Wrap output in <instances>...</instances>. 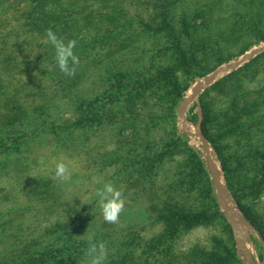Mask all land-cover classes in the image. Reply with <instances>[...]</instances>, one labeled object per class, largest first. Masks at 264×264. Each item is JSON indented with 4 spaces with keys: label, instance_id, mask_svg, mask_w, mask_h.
<instances>
[{
    "label": "rangeland",
    "instance_id": "374dc122",
    "mask_svg": "<svg viewBox=\"0 0 264 264\" xmlns=\"http://www.w3.org/2000/svg\"><path fill=\"white\" fill-rule=\"evenodd\" d=\"M149 5L122 8L127 16L117 22L121 31L113 30L109 38L113 18L85 20L92 8L78 13L73 31L74 25L63 22L59 29H31L28 13L34 0H0V258H7L0 264H16L38 242L48 245L49 234L66 236L67 230L76 243L55 264H110L118 257H129L131 264H248L237 237L254 263L264 264V240L244 214L264 226V187L252 190L246 183L251 165L236 162L246 153L247 138L264 141V114L261 110L251 120L260 122L259 130L247 125V135L223 138L220 109L230 104L231 94L222 95L215 86L239 70L245 93L257 91L246 99H259L258 111L264 108V50L200 91L213 109L201 130L223 145L229 183L243 211L209 142L211 157L232 212L247 226L243 234L236 226L235 232L215 186L209 191L213 176L206 171L205 148L193 121L196 82L264 44V0ZM164 23L171 28L157 34L143 30ZM168 30L177 33L186 63L172 48ZM117 70L153 79L163 72L171 75L129 103L139 112L136 117L124 113L131 81H121V94ZM172 76L177 87L170 83ZM83 102L85 113L91 103L100 111L95 123L84 121L79 127L74 122L85 118ZM236 140L241 143L235 145ZM167 210L215 217L195 225H166L161 214ZM57 223L62 228L51 233Z\"/></svg>",
    "mask_w": 264,
    "mask_h": 264
},
{
    "label": "trees",
    "instance_id": "16d2710c",
    "mask_svg": "<svg viewBox=\"0 0 264 264\" xmlns=\"http://www.w3.org/2000/svg\"><path fill=\"white\" fill-rule=\"evenodd\" d=\"M35 1V7L34 10H31L28 13V19L31 25V29L34 28H41L45 26L52 25V27H58L57 24L60 22H63L64 26H69L70 24L72 25L71 27L74 28H69L70 31H73L75 28L76 23L78 22V13H82L84 8H92L89 12H85L86 15H84L85 20H93L95 17H111L113 18V26L108 28V34L107 37L110 36L113 33V30H118L121 31L119 27L122 25L117 24V22L120 21V18L125 17L126 14H122L121 12L123 11L122 8H130L131 6H138V8H143V7H148L151 6L152 8H158V2L160 0H154L152 1H144V0H98L94 2H91V0H34ZM149 3V4H148ZM130 5V7L128 6ZM97 8V9H93ZM79 10V11H77ZM161 14L163 12H160ZM160 13L157 11L156 14ZM166 15V14H165ZM127 16V15H126ZM73 23V24H72ZM127 25V24H123ZM145 26V25H144ZM171 28L169 25H166L164 23L163 28H159L156 24L154 26H151L149 24L146 25V27L143 28V30H153L154 33H159L162 31V29H169ZM30 29V30H31ZM59 29V27H58ZM61 29V28H60ZM167 32V31H166ZM167 34L169 35V38L172 39L171 46L179 55L180 59L186 63V54L185 50L183 48V45L177 36V33L168 30ZM260 55H264V51L261 52ZM162 70V68H160ZM118 72L114 76L116 78V84H118V89L120 90L121 94L123 92V84L121 81L126 82L127 78L131 81L128 84L129 91L126 93V99L128 100V107L124 108V113L125 110L129 111L130 115L133 116H139V112H134V109L132 110L130 106V102L132 103L133 101L139 99L141 96L140 92H145L151 90V84L155 82H161L162 78L169 77L171 74L170 73H164L163 76L160 74L153 77L151 74H146L143 75H138L137 77H134L131 72L129 71H123V70H117ZM160 72V70H159ZM240 71L235 70L231 73H229L227 76L223 77L220 79L218 82L215 83V86L219 87V92L222 95L226 94H231L230 97V106H223L220 111L223 116V120L221 122V125L223 127V133L225 134V137H228L231 139L234 136L237 135H247L248 131L246 130V126H251L254 127L255 131L260 129V122L258 120H252V117L256 114L263 112L264 114V108H261L258 111V106L261 105L262 102H260L259 99L251 97L250 100L248 101L246 99L247 95L251 96V92H257L256 90L251 91L248 90L245 93L244 90V85L239 84L238 81L240 80ZM170 83L173 86L177 87V81L173 78V76L170 78ZM176 97L181 98L182 97V92H177ZM245 98V99H244ZM201 99V105H202V124L201 126L206 128L207 126V121L211 117L213 113V109L211 110L210 108L207 107V104L205 102V99H203V96H200ZM84 102L81 105V109L83 114H85V118H79L78 121L74 122L75 126H83L84 121H89L91 123H95L99 117V111L100 109L95 106L94 103H91L90 106L88 105L87 107L89 108L90 111L86 110L87 112L85 113L84 109L86 106H84ZM197 107V103H195ZM134 107V106H132ZM99 109V110H98ZM123 114V113H122ZM121 114V115H122ZM242 116H245L246 118L241 119ZM153 119H155V116L152 115ZM246 122H245V121ZM193 121L197 123L198 121V113L196 112L193 117ZM208 141L214 146V148L217 150L218 154H220V159H222V164L223 168L226 174L227 178V183L229 186V189L232 193V196L238 206L241 208L243 211V206L241 205V201L239 196L236 194L235 189L231 184L229 183V176H228V168L221 156L222 148L223 145L221 142L216 139V136H213L209 134L208 132H204ZM227 138V139H228ZM242 141V140H241ZM241 142L240 140H236L235 145H239ZM3 144V143H2ZM3 146V145H2ZM244 149H246V153L242 157L236 158V162L241 165V166H246L247 163L251 165L250 167V175L249 182H246L247 184L250 185L252 190H258L260 188L264 187V141L260 140L259 138L257 139H251L247 138L246 139V145L244 146ZM144 159L148 160L149 157H145ZM153 161V160H152ZM155 161V160H154ZM148 169V168H147ZM207 172H211L209 167L206 169ZM205 171V172H206ZM248 181V180H246ZM215 186L214 180H211L209 184V191L212 192V187ZM247 189V186H245ZM245 216L248 218V220L256 227L257 231L261 235L262 239L264 240V226H260L254 218H251L245 211H244ZM215 215H206V214H196L193 216H189L187 214H183L179 211L175 210H167L161 214V218L164 221L166 225H174L177 222L181 223H186L190 225H195L201 222H206L214 219ZM264 222V221H263ZM63 225L60 223H57L54 225V231L51 233H55L57 230H60ZM60 227V229H59ZM67 229L70 227L68 224H66ZM62 234V233H61ZM59 236H53L49 234V238L51 239V242L48 243V245H42L40 244L41 242H38L33 248V251L29 252H24L20 254V259L16 264H55L58 260L64 257H68L70 255V248L73 247L76 243V236L72 234V232L68 231L66 232V236L63 234ZM91 237V236H89ZM63 241V243H66L68 246L64 245L63 247L59 242ZM85 243V242H84ZM43 248V251L41 250ZM128 256V255H127ZM60 258V259H59ZM7 258H0V262H4ZM7 260L8 264H13V260ZM253 261V259H252ZM132 262L129 261V257L127 259L123 260L120 257L117 258V260H113L110 264H131ZM244 264V263H243Z\"/></svg>",
    "mask_w": 264,
    "mask_h": 264
},
{
    "label": "water",
    "instance_id": "95a60500",
    "mask_svg": "<svg viewBox=\"0 0 264 264\" xmlns=\"http://www.w3.org/2000/svg\"><path fill=\"white\" fill-rule=\"evenodd\" d=\"M262 50H264V44H262L261 46L251 50L250 52L243 54L242 56H240L237 60H235L233 62H228V63L220 65L219 67L214 69L212 72H210L206 76L199 79L196 82V84H195L196 86L193 90V96L197 102V110H198V115H199L198 121L196 123V133L204 145L205 153H206V157H207V162H208V167H209L211 174L213 176V180H214L215 188H216V193H217V196L219 198L220 204H221L223 210L225 211V214H226L227 218L229 219L230 223L232 224L234 230H235V222H234L232 214H231L232 209H231L230 204L227 200L226 194L224 193V187L225 186H224V183L219 179V177H218L219 171L217 170L214 162L212 161L209 141H208L206 135L201 130L203 115H202L200 91L208 83L212 82L216 77L220 76L222 73L239 67L243 62L247 61L248 59H250L251 57H253L257 53L261 52ZM235 232H236V230H235ZM237 244H238V247L244 253L248 264H255L254 261H252L251 256L248 254L247 250L245 249L242 238L237 237Z\"/></svg>",
    "mask_w": 264,
    "mask_h": 264
},
{
    "label": "bare ground",
    "instance_id": "6f19581e",
    "mask_svg": "<svg viewBox=\"0 0 264 264\" xmlns=\"http://www.w3.org/2000/svg\"><path fill=\"white\" fill-rule=\"evenodd\" d=\"M190 98V97H189ZM188 99V98H187ZM212 158V157H211ZM213 161V160H212ZM214 162V161H213ZM216 166V165H215ZM219 177V175H218ZM220 179V177H219ZM232 217H233V220L235 222V226H236V230L238 232V234H243L247 231V226L245 224V222L240 219V216L237 214V213H233L232 212Z\"/></svg>",
    "mask_w": 264,
    "mask_h": 264
}]
</instances>
